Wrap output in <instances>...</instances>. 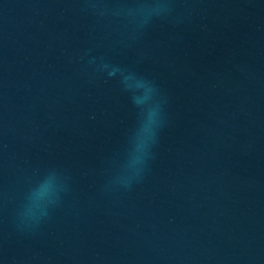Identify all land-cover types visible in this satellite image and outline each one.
Listing matches in <instances>:
<instances>
[{"label":"water","instance_id":"95a60500","mask_svg":"<svg viewBox=\"0 0 264 264\" xmlns=\"http://www.w3.org/2000/svg\"><path fill=\"white\" fill-rule=\"evenodd\" d=\"M0 264H264V0H0Z\"/></svg>","mask_w":264,"mask_h":264}]
</instances>
